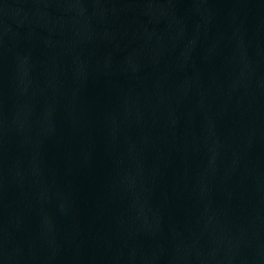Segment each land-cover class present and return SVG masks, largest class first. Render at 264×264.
Wrapping results in <instances>:
<instances>
[{"label":"water","instance_id":"water-1","mask_svg":"<svg viewBox=\"0 0 264 264\" xmlns=\"http://www.w3.org/2000/svg\"><path fill=\"white\" fill-rule=\"evenodd\" d=\"M0 264H264V0H0Z\"/></svg>","mask_w":264,"mask_h":264}]
</instances>
